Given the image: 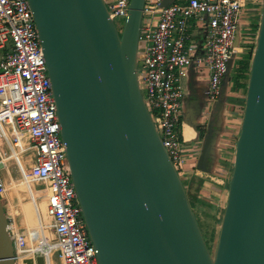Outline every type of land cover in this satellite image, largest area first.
Segmentation results:
<instances>
[{"label":"water","instance_id":"1","mask_svg":"<svg viewBox=\"0 0 264 264\" xmlns=\"http://www.w3.org/2000/svg\"><path fill=\"white\" fill-rule=\"evenodd\" d=\"M29 2L99 264H264V0L213 252L139 84L146 0L130 1L122 32L105 0ZM218 111L215 103L198 159L202 170L209 168ZM194 176L192 193L200 179ZM14 251L0 196V264H16ZM37 262L44 264L43 256Z\"/></svg>","mask_w":264,"mask_h":264},{"label":"built area","instance_id":"2","mask_svg":"<svg viewBox=\"0 0 264 264\" xmlns=\"http://www.w3.org/2000/svg\"><path fill=\"white\" fill-rule=\"evenodd\" d=\"M130 1L105 0L114 22L125 24ZM162 1L146 0L144 5L138 79L162 142L184 175L189 171L182 132L184 78L193 66L207 70L203 113L209 117L223 92L230 59L246 47L242 30L261 9L262 0H173L165 5ZM0 52V196L10 220L16 264H38V256H43L44 264H54L56 253L62 264H99L71 178L29 0H0ZM12 163L24 183L48 182L47 212L54 239L47 238L43 228L38 235L36 228L16 223L19 208L7 199L6 175Z\"/></svg>","mask_w":264,"mask_h":264},{"label":"rangeland","instance_id":"3","mask_svg":"<svg viewBox=\"0 0 264 264\" xmlns=\"http://www.w3.org/2000/svg\"><path fill=\"white\" fill-rule=\"evenodd\" d=\"M260 15H261V9L259 7L258 12L251 16V18H255V19H254V22H252L251 25H249V29L245 26L242 30L243 31L242 37L244 39V45L246 46L243 49V53L250 55V57L248 58L249 59V63L247 66L248 68L244 71V73L247 74L246 76H249V72H250V61H251V58L254 52V47H255L254 38L257 35L256 33L257 25L256 24L259 23ZM115 23L117 24L118 26L117 28L119 29V31L122 32L124 28L123 22L115 21ZM155 25L156 23L152 22V26L154 27ZM239 60H240L239 56H237L234 60L235 66H234V69H232V71L230 72L231 74L228 79L229 85H233L234 81L236 80V73H237L236 69L240 65ZM198 69L204 70L205 68L199 67ZM246 82H248V77L246 78ZM193 83H194V87L196 91H198L199 94H197V96L195 97V106L193 107V110H192L194 114L192 116V119H193V122L195 121V123H197L198 125H201L204 121L203 116L207 117L206 115H204V113L201 112L202 107L205 104L204 94H203L202 89L206 85V79L201 80V79L194 77ZM187 99H189V96L185 95L184 100H187ZM235 102L240 103V105L242 106H244L245 104L244 98L236 99L232 94H230V92L226 91L225 94L221 95L216 102V105H218L219 107L217 116L223 117L224 114L227 115L228 107L232 103H235ZM200 140H201V137L199 136L198 141L200 142ZM196 144L199 145V143H196ZM180 174H181V178L183 179L184 185L187 189L190 203L197 216V219L200 224L201 230L203 232L204 238L210 250L213 252L216 246L217 238H218L219 225L221 223V217L219 218L217 217V215H219V211L223 210V208L225 207L226 201L222 202L221 199H216V201H213L211 198L205 195L206 190L204 189V186H203L204 180L201 181L198 184V186H196L195 188V189L199 188L198 195L194 194V192L192 193L191 190L193 189L192 185L195 182V178H194L195 176L190 175L189 171H186V174L184 175L182 173ZM6 177H7V183H8L7 199H8V202L11 203V205H15L17 206V208H19V210L17 211L19 213L17 218H19V221L23 220L24 221L23 224L26 225V227L34 226V224L37 223L35 218L33 216H30V218H27V217L25 218L26 210H24L25 205H28L29 203H31L32 196L30 192L26 189L24 178L20 176V172L18 171L17 166L14 165L13 163L11 164V168L8 174L6 175ZM31 183L33 184V187L37 193L36 196L38 197V200L42 201L43 206L45 208L44 210L45 215L47 214L46 215L47 218L46 216L45 218L48 219L47 222L49 223V226H48V230L50 232L49 237L50 239H54L55 238L54 232L50 228L51 217L47 212L48 182L44 179H32ZM228 186H229V181H228V184L226 185L227 187L226 194L228 192ZM13 214H14V210L10 215H13ZM52 261L54 262V264H62L60 261L59 255L57 253L52 255Z\"/></svg>","mask_w":264,"mask_h":264},{"label":"crops","instance_id":"4","mask_svg":"<svg viewBox=\"0 0 264 264\" xmlns=\"http://www.w3.org/2000/svg\"><path fill=\"white\" fill-rule=\"evenodd\" d=\"M198 39L201 40V37L199 36ZM245 54L246 53L243 52L240 53L239 58H241ZM234 66L235 65L233 64L232 69H234ZM198 68V66H193L190 70V75L184 78V96H189V99L187 100H184V96L182 98V132L186 139L185 158L190 175L200 176L199 180H204L203 186L206 190L205 195H207L213 201H216V199H221L222 202H225L227 199L226 185L228 184L231 174V168L234 161L235 143L237 135L239 133L243 106L237 102L232 103L228 107L227 115L224 114L223 117H218L216 124L217 133L212 146L209 168L208 170L200 169L198 167V159L201 153L203 136L207 130L208 117L203 116L204 121L201 125H198L197 123H195V121L193 122L192 119V116L194 114L192 110L195 106V97L197 96V94H199V92L196 91L194 87L193 79L194 77L201 80L206 79L207 83V70H199ZM233 85L227 84L225 87L226 91L230 92V94H232L236 99L244 98L246 91L245 88H240L238 91H234ZM202 91L205 101V104L201 110V112L203 113L206 108L207 101L204 88L202 89ZM187 125L191 126L193 129V133L190 136L186 135ZM199 128L202 130V132ZM199 136L201 137L200 142L198 141ZM196 143H199V145H197ZM221 214L222 210L219 211V215H217V217L220 218ZM23 222V220L19 221V218H16V223L20 227H26Z\"/></svg>","mask_w":264,"mask_h":264},{"label":"bare ground","instance_id":"5","mask_svg":"<svg viewBox=\"0 0 264 264\" xmlns=\"http://www.w3.org/2000/svg\"><path fill=\"white\" fill-rule=\"evenodd\" d=\"M0 55H1V52H0ZM193 133V129L191 126L187 125V132H186V135L187 136H190L191 134ZM15 180V179H14ZM22 180V179H21ZM17 181V180H16ZM20 181V180H19ZM32 179H28L25 181V186H26V189L30 192L31 196H32V199H31V203H29L28 205H25V209L26 212H25V218H30V216H33L36 220V224H34V226H32V228H36L37 230V233L39 235V232L40 230L43 228L45 229V236L47 238L50 239L49 235H50V232L48 230V226H49V223L47 222L48 219L47 218V214L45 215V208L43 206V203L42 201L38 200V197L36 196L37 193L33 187V184L31 183ZM14 184V183H13ZM23 184V183H22ZM24 186V185H23ZM22 187V186H21ZM20 187V188H21ZM25 188V187H24ZM41 193V192H39ZM45 195V194H44ZM46 205V204H45ZM12 216V215H11ZM46 216V218H45ZM28 220V219H27ZM33 220V219H32ZM32 222V221H31ZM29 223V221H28ZM54 236L56 237L55 233H54Z\"/></svg>","mask_w":264,"mask_h":264},{"label":"trees","instance_id":"6","mask_svg":"<svg viewBox=\"0 0 264 264\" xmlns=\"http://www.w3.org/2000/svg\"><path fill=\"white\" fill-rule=\"evenodd\" d=\"M256 25H257L256 26V33H257L258 23ZM255 38H254V41H255ZM249 57H250V55L245 54L239 60L240 65L236 69V71H237L236 80L234 81V85H233L234 91H238L240 88H245V90H246V87H247L246 78L249 76H246L247 74H245L244 71L248 68L247 66H248V62H249V59H248ZM200 182H201V180H199V183ZM198 191H199V188L195 189L194 194L198 195Z\"/></svg>","mask_w":264,"mask_h":264},{"label":"flooded vegetation","instance_id":"7","mask_svg":"<svg viewBox=\"0 0 264 264\" xmlns=\"http://www.w3.org/2000/svg\"><path fill=\"white\" fill-rule=\"evenodd\" d=\"M254 19L255 18H251L246 24H245V26L249 29V25H251V23L252 22H254ZM246 28V29H247ZM120 32V31H119ZM249 32V31H248ZM213 111V110H212ZM212 113V112H211ZM210 118H211V114L209 115V117H208V122H209V120H210ZM217 119H218V116L216 117V119H215V122H216V124H217ZM200 129V128H199ZM200 131H201V129H200ZM202 132V131H201Z\"/></svg>","mask_w":264,"mask_h":264}]
</instances>
